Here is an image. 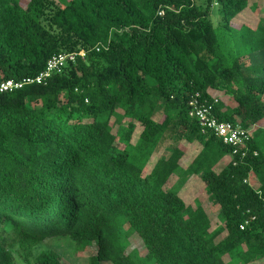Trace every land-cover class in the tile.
I'll return each mask as SVG.
<instances>
[{"label":"trees","instance_id":"obj_1","mask_svg":"<svg viewBox=\"0 0 264 264\" xmlns=\"http://www.w3.org/2000/svg\"><path fill=\"white\" fill-rule=\"evenodd\" d=\"M61 1L0 0V83L88 50L0 92V264L56 237L93 247L87 264H264V128L217 169L231 148L189 115L199 93L221 120H264V64L242 62L264 50V0Z\"/></svg>","mask_w":264,"mask_h":264},{"label":"built area","instance_id":"obj_2","mask_svg":"<svg viewBox=\"0 0 264 264\" xmlns=\"http://www.w3.org/2000/svg\"><path fill=\"white\" fill-rule=\"evenodd\" d=\"M102 47L103 44L98 43L94 49L100 51ZM87 53L88 50L86 49L55 53L49 57L45 68L38 74L26 76L22 79L11 78L3 80L0 83V92L12 91L28 84L46 83L53 73L61 72L67 64L75 63L79 56L85 57ZM217 102V98L213 101H208L202 99L199 93H196L189 102V115L199 121L202 133L214 134L225 145L231 148V158H239L242 160L250 153L249 144L252 138V129L245 128L239 122L221 120L215 112V104ZM253 154L256 155L257 151L253 150ZM236 162L237 161L234 160V163ZM257 191L262 198L264 207V194L261 189ZM240 227L244 229L245 224H241Z\"/></svg>","mask_w":264,"mask_h":264},{"label":"rangeland","instance_id":"obj_3","mask_svg":"<svg viewBox=\"0 0 264 264\" xmlns=\"http://www.w3.org/2000/svg\"><path fill=\"white\" fill-rule=\"evenodd\" d=\"M27 0H23V2L25 3ZM68 0H62L61 4H64L65 2H67ZM249 8H252V6H249ZM257 12H259L260 10H256ZM218 15H219V10L217 7L214 8V13L212 15L213 19H214V23L216 24L217 20H218ZM238 33V31H236ZM238 36V34H237ZM235 37H233L234 40ZM242 62L243 64H264V50H260L257 51L251 55L248 56H244L242 58ZM262 124V125H261ZM260 126H256L254 129H252L251 133L254 134L256 129H260L259 127H261V129L264 128V120L262 121V123L258 124ZM127 126V121L125 120L123 122V124L120 126L119 129V135L122 134V132H124V130L126 129ZM172 145V138L167 137L165 138L162 143L159 145V147L156 149V151L154 152V154L151 157V162L150 165L153 164H157L159 165L160 162L158 163L159 159H161L162 157H167L170 153V147ZM231 159V156H228L227 158H225L223 160V162L219 163L216 168L220 169L222 168L226 162ZM158 160V161H157ZM155 161V162H154ZM251 183H257L255 179L251 180ZM192 194V191H191ZM188 194L187 196L191 195ZM204 201H206V203H209L210 206V212L212 214H217L218 213V207L213 203L211 197H209L208 195H205V199ZM134 246L133 247H139L141 249V243L140 240H133ZM42 249H53L56 250L57 252H59L63 258H64V262L65 264H87L88 263V256L94 252L93 247H89L87 246L84 250H76V246L75 243L71 240H69L68 238L65 237H56V238H52V239H47L44 242H42L40 245H38L37 247H35L33 252H28L26 250L23 249H19L17 246L13 248L14 251V264H35V257H34V253L42 250Z\"/></svg>","mask_w":264,"mask_h":264}]
</instances>
